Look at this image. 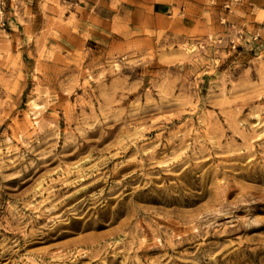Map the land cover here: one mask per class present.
<instances>
[{
  "label": "rangeland",
  "instance_id": "374dc122",
  "mask_svg": "<svg viewBox=\"0 0 264 264\" xmlns=\"http://www.w3.org/2000/svg\"><path fill=\"white\" fill-rule=\"evenodd\" d=\"M263 248L264 0H0V264Z\"/></svg>",
  "mask_w": 264,
  "mask_h": 264
},
{
  "label": "bare ground",
  "instance_id": "6f19581e",
  "mask_svg": "<svg viewBox=\"0 0 264 264\" xmlns=\"http://www.w3.org/2000/svg\"><path fill=\"white\" fill-rule=\"evenodd\" d=\"M16 1V0H15ZM176 47H177V45H176ZM230 193V192H229ZM264 249V248H263ZM263 249H261V250H263ZM261 250H259V251H261Z\"/></svg>",
  "mask_w": 264,
  "mask_h": 264
}]
</instances>
